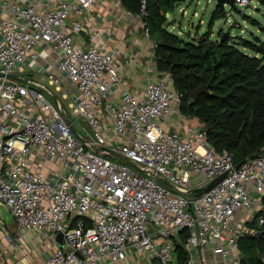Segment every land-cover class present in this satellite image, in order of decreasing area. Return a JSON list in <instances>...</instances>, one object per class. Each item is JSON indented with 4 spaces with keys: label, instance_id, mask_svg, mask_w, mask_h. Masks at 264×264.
I'll return each instance as SVG.
<instances>
[{
    "label": "built area",
    "instance_id": "1",
    "mask_svg": "<svg viewBox=\"0 0 264 264\" xmlns=\"http://www.w3.org/2000/svg\"><path fill=\"white\" fill-rule=\"evenodd\" d=\"M97 1L2 0L0 200L38 237L63 233L49 264H132L130 255H139L135 264H245L242 239L264 233V151L236 163L233 152L210 143L181 111L183 93L159 68L158 40L145 21L147 83L123 86L118 98L119 49L76 39ZM147 3L128 14L143 21ZM40 44L59 51L46 69L49 82L77 87L71 111L45 81L6 76L21 77L26 59L40 58ZM51 159L61 167L49 175ZM2 252L0 245V264Z\"/></svg>",
    "mask_w": 264,
    "mask_h": 264
},
{
    "label": "trees",
    "instance_id": "2",
    "mask_svg": "<svg viewBox=\"0 0 264 264\" xmlns=\"http://www.w3.org/2000/svg\"><path fill=\"white\" fill-rule=\"evenodd\" d=\"M122 1L128 9L141 11L142 0ZM178 2L181 0L147 3L143 20L151 36L158 40V66L172 74L175 88L183 93L181 111L206 129L210 143L218 150L229 149L236 163H242L264 151V39L259 42L246 38L238 43L224 31L214 37L212 26L226 13L225 4H217L205 33L183 37L166 25L167 14ZM238 5L233 4L239 8ZM243 44L254 52L240 47ZM202 83H210L209 91L192 97V91ZM247 238L255 239L245 237L242 243ZM254 241L245 254L248 264H264V233L260 242ZM181 254L183 262V248Z\"/></svg>",
    "mask_w": 264,
    "mask_h": 264
},
{
    "label": "crops",
    "instance_id": "3",
    "mask_svg": "<svg viewBox=\"0 0 264 264\" xmlns=\"http://www.w3.org/2000/svg\"><path fill=\"white\" fill-rule=\"evenodd\" d=\"M13 1L24 3L29 0ZM127 10L128 8L122 0H98L85 15L88 19L85 29L76 36L77 41L85 45L96 41L106 48L119 49L120 71L124 79L122 85H119L116 90L117 97L125 85L143 90L147 83L144 72L151 41L145 37L144 20L133 18ZM5 13L2 0H0V25ZM76 19H78V15L73 14L71 21ZM98 32L99 36L97 37L95 33ZM1 38L2 34L0 33ZM37 49L39 51L43 49L40 58L30 64L31 59L28 57L23 65L24 71L21 72V77L32 76L44 81L38 74H42L43 78L47 76L46 69L58 60L59 51L54 49L53 45L47 44H40ZM62 89L65 90L63 97L69 100V105H64L71 111L70 105L77 87L65 79L60 90ZM171 123L172 126L178 127V122L174 117L170 118ZM55 167L59 169L61 166L51 159L47 161L44 170L49 174V170L55 169ZM0 218V245L3 248L1 261L3 264H49V255L63 243V238L59 236V233L48 232L47 235L38 237L35 232L19 227L7 206L3 213L0 212ZM3 222L7 225L9 237L6 236Z\"/></svg>",
    "mask_w": 264,
    "mask_h": 264
},
{
    "label": "rangeland",
    "instance_id": "4",
    "mask_svg": "<svg viewBox=\"0 0 264 264\" xmlns=\"http://www.w3.org/2000/svg\"><path fill=\"white\" fill-rule=\"evenodd\" d=\"M255 2H257L256 5L254 4ZM217 4V0H181L176 5V8L167 14L166 25L183 37H199L210 28L211 15ZM224 6L226 13L218 17L212 26L214 37L224 31L225 34L231 35V38H234L238 43L244 42L246 38L259 42L264 39V2L255 0L249 5H238L239 8L233 6L230 2H225ZM240 47L251 53L254 52L251 47L244 44L240 45ZM38 76L55 90L66 106L69 105V100L63 97L64 89H58L57 83L51 84L48 76L43 78L44 76L40 73ZM46 94L50 99H55L54 95L47 92ZM76 126L83 132H86V127L89 128L87 122L81 119L76 121ZM197 179L199 178L196 176L194 180ZM254 240L250 238L244 239L242 244L245 254L250 252L251 246L256 242ZM137 256L139 255H130L129 261L135 264V260L139 259ZM145 263L146 260L141 259V264Z\"/></svg>",
    "mask_w": 264,
    "mask_h": 264
},
{
    "label": "water",
    "instance_id": "5",
    "mask_svg": "<svg viewBox=\"0 0 264 264\" xmlns=\"http://www.w3.org/2000/svg\"><path fill=\"white\" fill-rule=\"evenodd\" d=\"M217 1H218V4H220V5H222V6L225 4V2H230V3H232V4L235 3V0H217ZM4 75H5L4 73H0V76H4ZM6 76L9 77V78H13V79H20V80L23 79L22 77H20V76H19L18 74H16V73H8V74H6ZM209 88H210V83H202V84H200L195 90L192 91L191 95H192V97L197 98V97H199V95H200L201 93L206 92V91H209ZM116 154H117L118 156H121V153H119V152H116ZM5 208H6L5 203L2 202V201L0 200V212L3 213ZM11 214H12V213H11ZM12 216H13V215H12ZM13 217H14V216H13ZM262 234H263L262 231H258L257 233H255V234L252 236V238L257 239L258 242H260V239H261ZM59 236H60L61 238H63V233L60 232V233H59ZM244 261H245V263H247V264L249 263L248 258H247L246 255L244 256Z\"/></svg>",
    "mask_w": 264,
    "mask_h": 264
}]
</instances>
